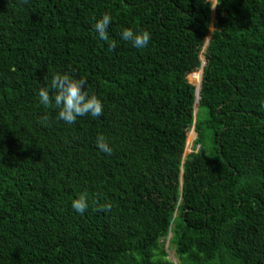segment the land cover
<instances>
[{
  "label": "trees",
  "instance_id": "16d2710c",
  "mask_svg": "<svg viewBox=\"0 0 264 264\" xmlns=\"http://www.w3.org/2000/svg\"><path fill=\"white\" fill-rule=\"evenodd\" d=\"M211 2L0 0V264H264V0ZM56 73L102 115L45 109Z\"/></svg>",
  "mask_w": 264,
  "mask_h": 264
},
{
  "label": "clouds",
  "instance_id": "9594fccd",
  "mask_svg": "<svg viewBox=\"0 0 264 264\" xmlns=\"http://www.w3.org/2000/svg\"><path fill=\"white\" fill-rule=\"evenodd\" d=\"M25 2H27V0H25ZM219 4V0H212L210 6L212 10H215ZM111 23L112 16L108 12L103 13L102 17L96 21L94 29L98 33L99 39L104 41L109 40L107 30ZM119 35L121 40L130 42L132 46L137 49L145 48L151 39V33L149 31H134L132 28H124ZM115 46V41H113L110 45V49H114ZM86 83L85 79H75L67 73H56L53 75L50 85L39 89V103L43 105L45 109L53 107L58 109L57 118L67 124L75 123L79 116L90 114L94 118L99 117L103 113L102 101L96 95L89 96V93L85 90ZM50 91L52 93L51 95ZM196 102L198 101L195 99L194 109L197 107ZM48 120L49 115L45 112V114L40 117V122L47 125ZM190 132H192V130ZM96 146L99 150L108 154H111L113 151L103 135L97 136ZM72 207L76 212L83 215L88 208L86 194H81L79 198L74 199L72 201ZM110 209L111 205L106 204L101 205L97 210L110 211Z\"/></svg>",
  "mask_w": 264,
  "mask_h": 264
},
{
  "label": "rangeland",
  "instance_id": "374dc122",
  "mask_svg": "<svg viewBox=\"0 0 264 264\" xmlns=\"http://www.w3.org/2000/svg\"><path fill=\"white\" fill-rule=\"evenodd\" d=\"M204 58V53L201 54V60H203ZM197 77V75L195 76ZM194 82V83H198V81H193L192 77L189 78V82ZM193 132V130H192ZM189 132L188 136H187V140H186V147L184 150V155L183 157L187 156L188 154H190L191 152H197L198 147H195L193 145V140L195 139V137L193 136L194 133ZM205 153H207V151H205ZM170 239V235L166 238V242L164 244V247L166 248V253L168 255V260L171 261L172 263L176 264V260L174 258V251L173 249L168 245Z\"/></svg>",
  "mask_w": 264,
  "mask_h": 264
}]
</instances>
